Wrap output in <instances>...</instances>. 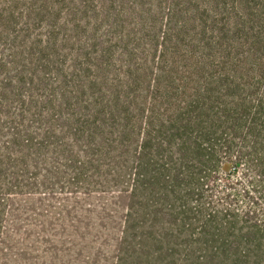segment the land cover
Wrapping results in <instances>:
<instances>
[{"label": "trees", "instance_id": "trees-1", "mask_svg": "<svg viewBox=\"0 0 264 264\" xmlns=\"http://www.w3.org/2000/svg\"><path fill=\"white\" fill-rule=\"evenodd\" d=\"M0 100L61 124L85 189L128 195L116 264H264V226L195 198L203 173H264V0H0Z\"/></svg>", "mask_w": 264, "mask_h": 264}, {"label": "rangeland", "instance_id": "rangeland-1", "mask_svg": "<svg viewBox=\"0 0 264 264\" xmlns=\"http://www.w3.org/2000/svg\"><path fill=\"white\" fill-rule=\"evenodd\" d=\"M3 106L0 154L19 149L14 141L18 130L37 132L44 144L19 161L0 155V264H116L128 195L115 188L85 189L86 179H73L75 172L56 148L66 139L76 155H83L82 148L63 135L61 124L51 132L43 120L40 130L21 119L15 102ZM46 131L51 132L47 138ZM202 176V198L196 199L224 210L229 217L264 226V173L249 165H235ZM184 259L178 251L161 261L181 264ZM141 262L144 259L134 260V264Z\"/></svg>", "mask_w": 264, "mask_h": 264}]
</instances>
